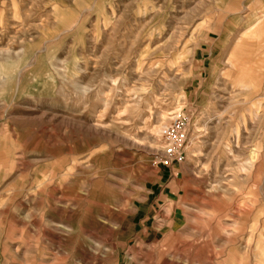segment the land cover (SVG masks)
Masks as SVG:
<instances>
[{
	"label": "rangeland",
	"instance_id": "obj_1",
	"mask_svg": "<svg viewBox=\"0 0 264 264\" xmlns=\"http://www.w3.org/2000/svg\"><path fill=\"white\" fill-rule=\"evenodd\" d=\"M0 264H264V0H0Z\"/></svg>",
	"mask_w": 264,
	"mask_h": 264
},
{
	"label": "built area",
	"instance_id": "obj_2",
	"mask_svg": "<svg viewBox=\"0 0 264 264\" xmlns=\"http://www.w3.org/2000/svg\"><path fill=\"white\" fill-rule=\"evenodd\" d=\"M174 132V136H170L171 143L166 150L163 160L164 164H170L173 160L175 162L182 161L185 156L186 145L189 141L188 133L181 126Z\"/></svg>",
	"mask_w": 264,
	"mask_h": 264
}]
</instances>
